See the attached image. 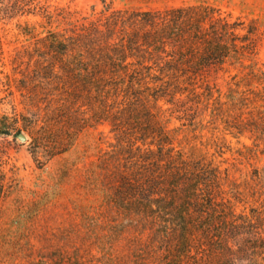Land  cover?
<instances>
[{"label": "trees", "instance_id": "obj_1", "mask_svg": "<svg viewBox=\"0 0 264 264\" xmlns=\"http://www.w3.org/2000/svg\"><path fill=\"white\" fill-rule=\"evenodd\" d=\"M103 2L88 14L52 0H0V22L40 17L18 23L31 41L16 48L6 76L26 112L0 115V136L27 131L53 157L84 130L108 127L97 165L126 239L122 264H264V166L241 181L222 159L228 135L242 156H264V65L255 61L264 31L207 3ZM5 53L0 29V61ZM172 118L191 129L220 121L222 135L187 149ZM8 189L0 169V211Z\"/></svg>", "mask_w": 264, "mask_h": 264}, {"label": "rangeland", "instance_id": "obj_2", "mask_svg": "<svg viewBox=\"0 0 264 264\" xmlns=\"http://www.w3.org/2000/svg\"><path fill=\"white\" fill-rule=\"evenodd\" d=\"M115 8L167 9L180 5L207 3L234 15L256 20L264 31V0H106ZM53 5L91 14L104 9L103 0H52ZM40 17H22L0 22L5 42V58L0 61V115L14 118L25 113L22 97L14 87L10 58L16 48L31 40L21 34L18 23ZM43 33L45 29L38 27ZM264 65V40L255 58ZM3 64H6L4 66ZM264 69V67H263ZM238 70L233 71L236 73ZM10 75V74H9ZM224 91L226 87L222 88ZM209 114V111H208ZM210 116H207V120ZM191 129L172 118L169 129L187 149L195 142L209 141L211 132L222 135V124L205 122ZM21 128V126L19 127ZM197 128V130H195ZM27 136L22 141L19 135ZM201 136H203L201 138ZM224 166H230L241 181L249 178L254 166H264V156L247 158L242 144L228 135ZM110 140L108 127L88 128L78 134L65 153L50 156L45 145L21 130L0 136V169L7 176L9 196L0 211V264H122L120 253L126 239L114 210L107 202L98 157ZM248 145L252 141L242 137ZM213 151V148H210ZM239 204L238 210L244 209Z\"/></svg>", "mask_w": 264, "mask_h": 264}, {"label": "water", "instance_id": "obj_3", "mask_svg": "<svg viewBox=\"0 0 264 264\" xmlns=\"http://www.w3.org/2000/svg\"><path fill=\"white\" fill-rule=\"evenodd\" d=\"M19 138H20L22 141H26V140H27V136L24 135L23 133H21V134L19 135Z\"/></svg>", "mask_w": 264, "mask_h": 264}]
</instances>
